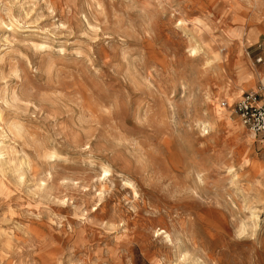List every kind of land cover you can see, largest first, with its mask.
Instances as JSON below:
<instances>
[{
    "label": "rangeland",
    "instance_id": "374dc122",
    "mask_svg": "<svg viewBox=\"0 0 264 264\" xmlns=\"http://www.w3.org/2000/svg\"><path fill=\"white\" fill-rule=\"evenodd\" d=\"M256 56L264 0H0V264H264V141L222 107Z\"/></svg>",
    "mask_w": 264,
    "mask_h": 264
},
{
    "label": "built area",
    "instance_id": "2783aa9c",
    "mask_svg": "<svg viewBox=\"0 0 264 264\" xmlns=\"http://www.w3.org/2000/svg\"><path fill=\"white\" fill-rule=\"evenodd\" d=\"M254 64L264 69V58L257 57ZM240 121L241 125L254 137L264 141V84L259 83L255 92L244 93L237 101L229 105L223 103Z\"/></svg>",
    "mask_w": 264,
    "mask_h": 264
},
{
    "label": "crops",
    "instance_id": "0c3cea01",
    "mask_svg": "<svg viewBox=\"0 0 264 264\" xmlns=\"http://www.w3.org/2000/svg\"><path fill=\"white\" fill-rule=\"evenodd\" d=\"M250 43H254V42H250ZM255 45H256V44H255ZM256 48L258 49V46H257ZM258 57H259V56H258ZM254 58H257V56L254 57ZM247 67H248V66H247ZM261 73L264 74V69L262 70ZM257 81H258V80H256L255 82L252 81L250 87L247 88L246 91H244V92L241 94V96H242L244 93H246V92H255ZM241 96H240V97H241ZM240 97H239V98H240ZM237 100H238V99H237ZM237 100H236V101H237ZM233 103H234V102H233ZM233 103H232V104H233ZM229 105H231V104H229Z\"/></svg>",
    "mask_w": 264,
    "mask_h": 264
},
{
    "label": "bare ground",
    "instance_id": "6f19581e",
    "mask_svg": "<svg viewBox=\"0 0 264 264\" xmlns=\"http://www.w3.org/2000/svg\"><path fill=\"white\" fill-rule=\"evenodd\" d=\"M198 50L197 48H195L194 46L192 47V53H196ZM264 81V79L262 80V82Z\"/></svg>",
    "mask_w": 264,
    "mask_h": 264
}]
</instances>
